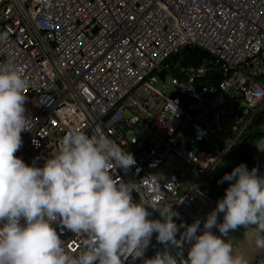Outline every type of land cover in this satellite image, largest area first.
Wrapping results in <instances>:
<instances>
[{
	"label": "built area",
	"instance_id": "obj_1",
	"mask_svg": "<svg viewBox=\"0 0 264 264\" xmlns=\"http://www.w3.org/2000/svg\"><path fill=\"white\" fill-rule=\"evenodd\" d=\"M0 34V62L20 68L27 82L28 130L14 156L40 166L69 129H102L135 160L111 174L135 182L134 201L172 205L181 243L167 247L186 257L182 222L199 218L202 227L228 186L215 193L219 168L237 162L246 130L264 111V0H0ZM184 47L211 59L197 67L171 62ZM246 152L247 167L257 170L264 152ZM53 227L69 252L84 246V236ZM155 235L141 257L122 256L123 264L163 251ZM249 264H264V254Z\"/></svg>",
	"mask_w": 264,
	"mask_h": 264
},
{
	"label": "clouds",
	"instance_id": "obj_2",
	"mask_svg": "<svg viewBox=\"0 0 264 264\" xmlns=\"http://www.w3.org/2000/svg\"><path fill=\"white\" fill-rule=\"evenodd\" d=\"M184 49H200L209 57L200 65L186 64L180 54ZM210 59L200 47H184L171 62L197 67ZM167 80L171 82L170 76ZM26 86L20 68L8 60L0 62V264H123L122 256L143 255L153 233L165 248L142 264H249L228 239L237 228L245 229L244 237L256 249H264V173L258 175L244 162L218 181L229 184L202 227L199 218L182 222V240L190 244L186 257L178 259L167 247L181 243L173 220L178 214L172 205H160L150 197L133 200L131 193H139V187L134 181L115 179L110 171H127L135 163L133 155L102 129L91 135L69 129L40 166L14 156L22 143L21 131L28 130ZM255 146L264 152V138ZM146 205L160 218L150 219ZM55 222L84 236V246L69 252Z\"/></svg>",
	"mask_w": 264,
	"mask_h": 264
},
{
	"label": "trees",
	"instance_id": "obj_3",
	"mask_svg": "<svg viewBox=\"0 0 264 264\" xmlns=\"http://www.w3.org/2000/svg\"><path fill=\"white\" fill-rule=\"evenodd\" d=\"M183 62L186 64L192 65H200L202 64L203 60L209 57L208 53L200 50V49H184L181 51ZM264 124V111L260 112L254 119V121L250 124L248 129L246 130L245 138L242 141L243 151L239 153V157L237 162L231 166L227 167L223 170L222 176L224 173L230 172L231 169L236 166L237 164L244 162L246 166L249 164L250 154L246 152L248 149H252V146L258 136L261 134V129L263 128ZM221 176V177H222ZM229 184V181H222V187H225ZM220 192L217 193L219 195Z\"/></svg>",
	"mask_w": 264,
	"mask_h": 264
},
{
	"label": "rangeland",
	"instance_id": "obj_4",
	"mask_svg": "<svg viewBox=\"0 0 264 264\" xmlns=\"http://www.w3.org/2000/svg\"><path fill=\"white\" fill-rule=\"evenodd\" d=\"M158 88L161 90L166 89L164 83L161 81L158 84ZM169 94L171 93L168 92ZM231 95V94H230ZM138 132L145 136L147 135V131L145 130V127H139L138 128ZM261 132L263 133V129L261 130ZM149 140L154 143L155 140L153 137H150ZM260 139L257 138L252 146L253 151L256 153L258 150L255 146V144L259 141ZM157 144V143H156ZM175 165V158L174 156H170L169 157V166L173 167ZM227 167V163L224 161V163L222 164V166L219 169H224ZM218 181H220V179L217 180L216 184H215V192L218 193L219 191H221L222 189V182L218 183ZM212 181L210 179H208L205 183V187L210 189ZM244 231L245 229L243 228H237V230L233 231L232 233L229 234L228 239L231 241V243L233 244V248L234 251L237 253H240L242 255L245 256V258L250 262L253 261L257 256H260L261 254H264V249H256L252 243L251 240L246 239L244 237Z\"/></svg>",
	"mask_w": 264,
	"mask_h": 264
},
{
	"label": "water",
	"instance_id": "obj_5",
	"mask_svg": "<svg viewBox=\"0 0 264 264\" xmlns=\"http://www.w3.org/2000/svg\"><path fill=\"white\" fill-rule=\"evenodd\" d=\"M264 173V156H260L258 159L257 174Z\"/></svg>",
	"mask_w": 264,
	"mask_h": 264
},
{
	"label": "crops",
	"instance_id": "obj_6",
	"mask_svg": "<svg viewBox=\"0 0 264 264\" xmlns=\"http://www.w3.org/2000/svg\"><path fill=\"white\" fill-rule=\"evenodd\" d=\"M211 184H212V183H211ZM261 255H262V254H261ZM261 255H260V256H261ZM257 257H259V256H257ZM257 257H256V258H257ZM250 262H251V261H250Z\"/></svg>",
	"mask_w": 264,
	"mask_h": 264
}]
</instances>
